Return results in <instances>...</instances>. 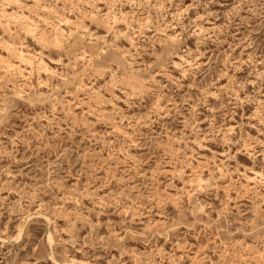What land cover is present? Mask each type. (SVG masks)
<instances>
[{
	"label": "rangeland",
	"instance_id": "rangeland-1",
	"mask_svg": "<svg viewBox=\"0 0 264 264\" xmlns=\"http://www.w3.org/2000/svg\"><path fill=\"white\" fill-rule=\"evenodd\" d=\"M0 264H264V0H0Z\"/></svg>",
	"mask_w": 264,
	"mask_h": 264
}]
</instances>
